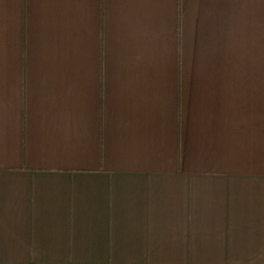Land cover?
<instances>
[{"label": "crops", "instance_id": "obj_1", "mask_svg": "<svg viewBox=\"0 0 264 264\" xmlns=\"http://www.w3.org/2000/svg\"><path fill=\"white\" fill-rule=\"evenodd\" d=\"M0 264H264V0H0Z\"/></svg>", "mask_w": 264, "mask_h": 264}]
</instances>
